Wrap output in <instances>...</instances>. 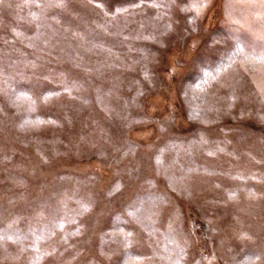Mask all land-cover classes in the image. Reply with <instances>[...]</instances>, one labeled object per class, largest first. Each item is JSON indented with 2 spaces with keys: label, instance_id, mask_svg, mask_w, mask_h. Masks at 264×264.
Masks as SVG:
<instances>
[{
  "label": "rangeland",
  "instance_id": "1",
  "mask_svg": "<svg viewBox=\"0 0 264 264\" xmlns=\"http://www.w3.org/2000/svg\"><path fill=\"white\" fill-rule=\"evenodd\" d=\"M261 13L0 2V264H264Z\"/></svg>",
  "mask_w": 264,
  "mask_h": 264
},
{
  "label": "snow or ice",
  "instance_id": "2",
  "mask_svg": "<svg viewBox=\"0 0 264 264\" xmlns=\"http://www.w3.org/2000/svg\"><path fill=\"white\" fill-rule=\"evenodd\" d=\"M0 2H3V0H0ZM26 2H27V0H26ZM48 2L50 4V6L62 8L65 6L66 0H48ZM169 2L174 3L175 0H169ZM249 2L253 3V4L259 3L261 8H264V0H249ZM189 3L195 9L196 15L199 16L201 13V10L207 5L208 0H189ZM39 6H40V4L37 3V7H39ZM153 6H160V5H156L154 3ZM183 10H189V9H183ZM33 19H36V17L33 16ZM259 19L262 21V27H264V13L260 14ZM257 38L260 41H264V31H261V33L258 35ZM234 56H240L244 60V62L246 64H249V65H254L257 60L264 63V52H261L259 57L249 56V55L244 53L243 49L238 48L236 53H234ZM229 67H231V65H229ZM262 90H264V89H262ZM18 99H20V98L18 97ZM32 103L34 104L35 101H32ZM229 198L230 199L235 198V193L230 194ZM250 198H253V197L250 196ZM82 208L84 209V211L88 210L86 205H82ZM130 215H131V213H130ZM59 227L63 228V225L60 224ZM127 235L130 236L131 233H129ZM245 238H248V237H245ZM6 240L11 241L12 243H19L21 240V236L18 233H13V234L9 235V234L5 233L3 230H0V246H2L4 241H6ZM125 241H127V236L125 237ZM20 251L23 252V251H25V249L21 248ZM34 251H37V252L39 251V249L37 247H35V242H34Z\"/></svg>",
  "mask_w": 264,
  "mask_h": 264
}]
</instances>
